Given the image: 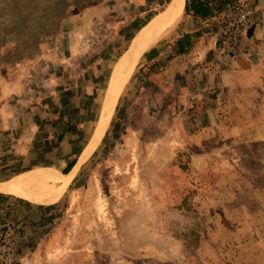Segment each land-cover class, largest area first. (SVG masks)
<instances>
[{
    "label": "rangeland",
    "instance_id": "rangeland-1",
    "mask_svg": "<svg viewBox=\"0 0 264 264\" xmlns=\"http://www.w3.org/2000/svg\"><path fill=\"white\" fill-rule=\"evenodd\" d=\"M170 2L0 0L1 181L64 174L77 158L73 169L116 97L72 182L52 201L25 198L51 218L37 241L23 229L25 251L10 217L18 264H264V92H181L186 15L110 89Z\"/></svg>",
    "mask_w": 264,
    "mask_h": 264
},
{
    "label": "crops",
    "instance_id": "crops-1",
    "mask_svg": "<svg viewBox=\"0 0 264 264\" xmlns=\"http://www.w3.org/2000/svg\"><path fill=\"white\" fill-rule=\"evenodd\" d=\"M215 1L210 0L212 3ZM249 8L250 29L242 39V54L238 59H232L221 50L218 40L220 14L202 18L184 11L182 17L186 16L180 22L182 25L175 44L177 52L172 60L176 65L183 66V70L174 76V80L178 81L176 87L181 92L189 95L196 93L197 97L206 91L239 96L248 92L258 93L260 90L264 92V0H249ZM180 48L184 51L180 52ZM178 77L184 83L181 84ZM239 96L237 99L240 101ZM39 205L0 191V222L10 217L17 220L24 251L30 248L27 246L30 245L29 238L25 236L30 233L23 229H31L37 241L39 230H43L41 225L43 222L48 225L51 220ZM22 261L21 264H26L23 258Z\"/></svg>",
    "mask_w": 264,
    "mask_h": 264
},
{
    "label": "bare ground",
    "instance_id": "bare-ground-1",
    "mask_svg": "<svg viewBox=\"0 0 264 264\" xmlns=\"http://www.w3.org/2000/svg\"><path fill=\"white\" fill-rule=\"evenodd\" d=\"M185 4H186V0H171L169 5L164 10L159 12L156 16H154L148 23H146L142 27L140 32L132 41L129 50L127 49L128 51L124 56V58L121 56L122 59L117 63L115 67V71L112 76V82L110 84L111 87L109 86L110 89H113L115 85H116L115 87H118V84L116 83L123 76H125V79L123 81H126L129 78L130 74L133 71L136 58L139 56V54L144 52L165 31H167L177 22V20L184 13ZM118 89H120V87ZM112 100L113 97L111 99L109 98L108 102H106L107 99L105 100V105L101 113V116L102 114H104V111L106 110H107L106 111L107 116H104L100 129H98L99 123L103 117L100 116L101 119H99L98 125L93 135V137L95 136L94 140L91 139L92 140L91 144L83 153L82 158H80L81 160L79 161L78 159L79 161L78 164L72 170L64 174H56L52 172H39V173H32L29 175L14 177L5 181H1L0 191L12 193L20 197L28 198L32 200L52 201L56 199L61 189L72 182L82 162H84V160L88 158V156L96 148L99 140L102 138L110 120V116H111L110 109L111 107H113L112 105L114 102V100L113 102Z\"/></svg>",
    "mask_w": 264,
    "mask_h": 264
},
{
    "label": "built area",
    "instance_id": "built-area-1",
    "mask_svg": "<svg viewBox=\"0 0 264 264\" xmlns=\"http://www.w3.org/2000/svg\"><path fill=\"white\" fill-rule=\"evenodd\" d=\"M218 3L215 1L216 7ZM218 39L221 50L232 59L242 54V39L250 29L249 0H230L218 13ZM20 239L16 223L0 222V264H16Z\"/></svg>",
    "mask_w": 264,
    "mask_h": 264
},
{
    "label": "trees",
    "instance_id": "trees-1",
    "mask_svg": "<svg viewBox=\"0 0 264 264\" xmlns=\"http://www.w3.org/2000/svg\"><path fill=\"white\" fill-rule=\"evenodd\" d=\"M227 1L230 0H216L218 3L217 7L215 5V2H210V0H186V6H185V12L186 13H192L195 16H199L202 18L210 17L217 15L220 13L224 8ZM180 52H183L184 49L180 48ZM77 162V158H74L64 169L63 173H68L72 167ZM16 264H18L16 262Z\"/></svg>",
    "mask_w": 264,
    "mask_h": 264
}]
</instances>
